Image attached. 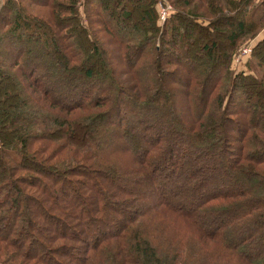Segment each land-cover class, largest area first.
Masks as SVG:
<instances>
[{"label":"trees","instance_id":"1","mask_svg":"<svg viewBox=\"0 0 264 264\" xmlns=\"http://www.w3.org/2000/svg\"><path fill=\"white\" fill-rule=\"evenodd\" d=\"M165 1H3L0 264H264V0Z\"/></svg>","mask_w":264,"mask_h":264},{"label":"rangeland","instance_id":"2","mask_svg":"<svg viewBox=\"0 0 264 264\" xmlns=\"http://www.w3.org/2000/svg\"><path fill=\"white\" fill-rule=\"evenodd\" d=\"M3 1L4 0H0V6L2 5V3H3ZM159 2H161V5L164 7V8H170V4H169V2H166L165 0H164V2H162L161 0H159ZM32 9V11L33 12H35V13H38L40 16H44L45 17V15L47 14L46 13V9H42V8H34V7H32L31 8ZM160 18H161V16H160ZM161 20H163V19H161ZM227 33L228 32H225V34H222V35H220V34H218V35H216L215 37H213L212 39L214 40V41H216V42H218V43H220V44H227V40H226V38H227ZM210 39V38H209ZM209 39H206V38H201V39H196V42H195V44H194V51H195V53H201V48L203 47V45H204V42L205 43H207L208 42V40ZM252 42L253 41H247L246 43H244L243 44V46H241L240 47V51H242L243 50V48H247L248 46H252ZM219 47H221V48H219L221 51L220 52H222V49H224L221 45L219 46ZM251 53V52H250ZM249 53V54H250ZM247 57V56H246ZM248 60V59H247ZM235 61L237 62V57H235ZM238 63V62H237ZM165 95H169L170 96V98H172V105H173V107H172V109H173V111L171 112V115H174V114H178V113H180L181 112V110L179 109V107H180V105H181V101H180V97H179V95L177 96V95H175V94H173L172 92H165ZM170 117V116H169ZM168 113H167V115H165V120L166 121H168ZM161 124H163L164 125V123H161ZM220 177H221V179H220ZM224 180H226V178H227V176L225 175L224 177L222 176V175H219V177L217 178L219 181H217L216 182V184H218V183H220V181H222L223 179ZM229 178V177H228ZM124 184H125V186H129V187H131V185L129 184V183H127V182H123ZM145 190V193L144 194H146L147 196L149 195V196H151V198H152V196L154 197L155 195H156V193H155V191H153V190H150L149 188H145L144 189ZM197 192L198 191H195L194 193H193V195H197ZM186 201L187 202H189V203H191V199H189V198H187L186 199ZM139 207H141V205H138V207L136 206V208H139ZM90 239V238H89Z\"/></svg>","mask_w":264,"mask_h":264},{"label":"built area","instance_id":"3","mask_svg":"<svg viewBox=\"0 0 264 264\" xmlns=\"http://www.w3.org/2000/svg\"><path fill=\"white\" fill-rule=\"evenodd\" d=\"M159 5H160V2H159ZM160 6H161L160 7V9H161L160 16H161V19H164L167 12H168V8H164L162 5H160ZM250 52H251V46H248L247 48L245 47V48H243L242 51H240L239 57L244 58V57L248 56V54Z\"/></svg>","mask_w":264,"mask_h":264},{"label":"crops","instance_id":"4","mask_svg":"<svg viewBox=\"0 0 264 264\" xmlns=\"http://www.w3.org/2000/svg\"><path fill=\"white\" fill-rule=\"evenodd\" d=\"M260 35H261V36H264V30L262 31V33H261ZM251 41H253V40H251ZM253 42H254V41H253ZM253 42H252V43H253Z\"/></svg>","mask_w":264,"mask_h":264}]
</instances>
